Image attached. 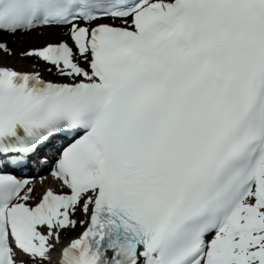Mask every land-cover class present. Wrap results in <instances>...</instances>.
Wrapping results in <instances>:
<instances>
[{
	"label": "snow or ice",
	"instance_id": "snow-or-ice-1",
	"mask_svg": "<svg viewBox=\"0 0 264 264\" xmlns=\"http://www.w3.org/2000/svg\"><path fill=\"white\" fill-rule=\"evenodd\" d=\"M58 246L264 264V0H0V264Z\"/></svg>",
	"mask_w": 264,
	"mask_h": 264
},
{
	"label": "bare ground",
	"instance_id": "bare-ground-1",
	"mask_svg": "<svg viewBox=\"0 0 264 264\" xmlns=\"http://www.w3.org/2000/svg\"><path fill=\"white\" fill-rule=\"evenodd\" d=\"M4 59V58H3ZM11 62H13L16 65L21 66L24 63V60L20 59V58H12ZM52 184H55V181H51Z\"/></svg>",
	"mask_w": 264,
	"mask_h": 264
},
{
	"label": "rangeland",
	"instance_id": "rangeland-1",
	"mask_svg": "<svg viewBox=\"0 0 264 264\" xmlns=\"http://www.w3.org/2000/svg\"><path fill=\"white\" fill-rule=\"evenodd\" d=\"M9 59H10V58H8V60H6L7 63H9Z\"/></svg>",
	"mask_w": 264,
	"mask_h": 264
}]
</instances>
